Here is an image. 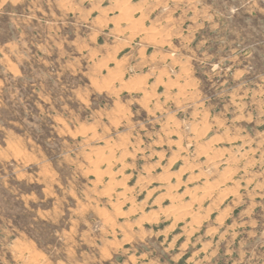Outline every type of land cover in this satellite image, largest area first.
Wrapping results in <instances>:
<instances>
[{
	"label": "rangeland",
	"instance_id": "obj_1",
	"mask_svg": "<svg viewBox=\"0 0 264 264\" xmlns=\"http://www.w3.org/2000/svg\"><path fill=\"white\" fill-rule=\"evenodd\" d=\"M0 264H264V0H0Z\"/></svg>",
	"mask_w": 264,
	"mask_h": 264
},
{
	"label": "bare ground",
	"instance_id": "obj_2",
	"mask_svg": "<svg viewBox=\"0 0 264 264\" xmlns=\"http://www.w3.org/2000/svg\"><path fill=\"white\" fill-rule=\"evenodd\" d=\"M129 6V5H128ZM130 7V6H129ZM131 12V11H130ZM135 12V11H134ZM132 14V13H131ZM139 17H140V15H139ZM139 29V28H138ZM144 29V28H143ZM155 30V29H154ZM139 33V32H138ZM131 34V33H130ZM151 36V35H150ZM124 83V82H123ZM108 149V148H107ZM208 150V149H207ZM109 151V150H108ZM93 168H95L94 170H92L93 171V174L92 175H100L103 171H102V169L100 168V167H93ZM90 174V173H89ZM105 175V174H104ZM114 177V176H113ZM95 183V182H94ZM109 194V193H108ZM184 211V210H183ZM126 236V235H125Z\"/></svg>",
	"mask_w": 264,
	"mask_h": 264
}]
</instances>
